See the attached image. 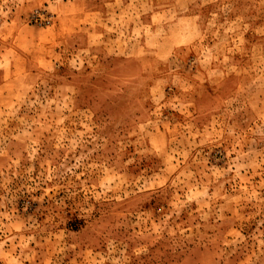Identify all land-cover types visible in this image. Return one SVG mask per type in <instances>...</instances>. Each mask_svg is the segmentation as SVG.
<instances>
[{
	"label": "rangeland",
	"instance_id": "rangeland-1",
	"mask_svg": "<svg viewBox=\"0 0 264 264\" xmlns=\"http://www.w3.org/2000/svg\"><path fill=\"white\" fill-rule=\"evenodd\" d=\"M0 264H264V0H0Z\"/></svg>",
	"mask_w": 264,
	"mask_h": 264
},
{
	"label": "crops",
	"instance_id": "crops-1",
	"mask_svg": "<svg viewBox=\"0 0 264 264\" xmlns=\"http://www.w3.org/2000/svg\"><path fill=\"white\" fill-rule=\"evenodd\" d=\"M13 29H12V32L16 29V28H18V27H12ZM42 31H44V30H39V29H37L36 30V32H42ZM20 31H19V29H17V30H15V33L16 34H18ZM48 32V31H47Z\"/></svg>",
	"mask_w": 264,
	"mask_h": 264
}]
</instances>
